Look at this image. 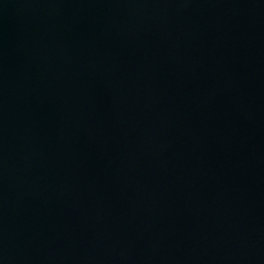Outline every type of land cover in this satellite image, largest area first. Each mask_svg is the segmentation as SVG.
<instances>
[{
    "label": "water",
    "instance_id": "95a60500",
    "mask_svg": "<svg viewBox=\"0 0 264 264\" xmlns=\"http://www.w3.org/2000/svg\"><path fill=\"white\" fill-rule=\"evenodd\" d=\"M0 264H264V0H0Z\"/></svg>",
    "mask_w": 264,
    "mask_h": 264
}]
</instances>
